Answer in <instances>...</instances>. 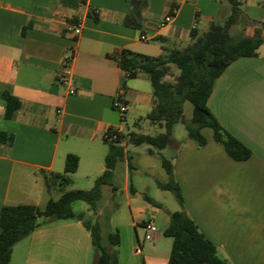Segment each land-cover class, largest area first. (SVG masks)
I'll use <instances>...</instances> for the list:
<instances>
[{
	"label": "crops",
	"instance_id": "1",
	"mask_svg": "<svg viewBox=\"0 0 264 264\" xmlns=\"http://www.w3.org/2000/svg\"><path fill=\"white\" fill-rule=\"evenodd\" d=\"M145 1L136 27L124 22L131 9L129 0H85L77 8L60 0H0V132L12 136L10 142L0 141V207L43 206L65 190L90 188L105 169L107 129H120L124 143L117 122L121 114L113 99L120 96L126 110L143 116L150 110L153 95L148 77L139 72L124 78L112 55L126 49L158 56L163 46L185 47L192 40V29L202 33L231 12L226 0ZM238 1L236 24L244 34L260 35L263 30L257 23L264 21V0ZM172 5L175 11L165 21ZM76 17L81 18L77 36L72 32ZM263 45L264 41L256 55L231 61L215 79L206 102L219 124L250 155L231 158L209 127L200 129L202 135L204 128L210 129L202 146L188 136L170 143L168 159L183 198L177 209L196 222L219 257L231 264H264ZM70 47L75 50L71 94L58 79L60 60ZM4 93L19 101L11 118L4 116ZM68 153L78 157V165L71 181L62 186L52 174L63 171ZM127 154L125 164L116 162L113 177L114 189L123 192L128 205V220L124 230L116 227L119 242L109 248L116 249L118 264H167L171 238L163 231L169 213L176 209L149 203L142 189L128 183ZM77 177L87 187L77 185ZM53 190L56 197L51 196ZM148 220L157 231L152 240L143 241ZM96 255L90 232L80 220L57 219L41 222L17 241L8 264H93Z\"/></svg>",
	"mask_w": 264,
	"mask_h": 264
},
{
	"label": "trees",
	"instance_id": "2",
	"mask_svg": "<svg viewBox=\"0 0 264 264\" xmlns=\"http://www.w3.org/2000/svg\"><path fill=\"white\" fill-rule=\"evenodd\" d=\"M131 9L124 16V22L136 27L139 26L140 11L145 7V0H129ZM231 12L222 23L211 22L206 31L197 33L190 31L191 42L185 47H165L158 56L137 54L126 49L112 55L117 65L124 74V78L136 73H144L152 87L153 105L144 115L152 123L164 127V132L150 135L130 132L128 140L133 144L145 143L148 150L163 148L172 142L171 129L174 122L180 120L184 123L186 135L199 146L205 144L201 134L202 127L212 130L213 139L219 142L225 152L235 160H243L250 155V150L231 134H229L217 121L207 107V98L211 93L213 83L222 70L239 56L256 55L257 47L264 41L258 34L233 35L230 29L238 22V0H226ZM61 4L77 8L85 0H60ZM172 5L170 10L174 8ZM169 10V11H170ZM261 26L264 28V21ZM172 67L177 69L174 79L165 80L171 74ZM6 101L4 116L11 118L19 108V101L14 96L4 93ZM188 100L192 104V115L186 120L182 114V103ZM126 103L125 100H122ZM122 118V114H121ZM114 130L107 129L103 140L108 145L104 157L105 169L98 175L93 185L88 189H68L56 199H48L43 206L20 203L3 205L0 207V264H8L11 258L13 245L29 235L41 222L57 219L80 220L89 230L91 241L96 251L93 264H118L117 251L100 243L99 227L97 222L85 218L83 212L74 211L72 202L85 200L89 208L94 211L95 201L100 195L103 184H111L113 168L116 162L124 156L121 134L115 140L108 135ZM11 135L0 132V141L10 142ZM168 180L157 182L158 186L170 190L177 203L183 204L182 194L177 181L173 176V164L170 159L161 157ZM78 165V157L68 153L65 156L62 172L52 174V179L57 180L62 186L71 181L70 174ZM145 200L154 205H159L148 195ZM164 235L171 238V248L167 264H231L219 257L217 248L198 228L196 222L181 208L169 213V221L163 231ZM109 242L115 246L119 242V233L116 230L109 233Z\"/></svg>",
	"mask_w": 264,
	"mask_h": 264
},
{
	"label": "rangeland",
	"instance_id": "3",
	"mask_svg": "<svg viewBox=\"0 0 264 264\" xmlns=\"http://www.w3.org/2000/svg\"><path fill=\"white\" fill-rule=\"evenodd\" d=\"M257 25L259 26V30H263L262 33L260 31L258 33L264 38V28L260 23H257ZM238 26L239 25L236 24L235 28L233 26L231 27L230 32L233 35L244 34L243 29ZM177 72V69L172 67L171 74L166 75L164 79L169 81L173 80ZM114 113L117 114V111H114ZM182 114L186 120L192 115V104L188 100H184L182 103ZM117 122L121 125L123 133V157H125L126 152L128 153V183L133 184L138 189H142L145 195L153 197L159 202V205H162L164 208L168 210L177 209L178 205L173 193L168 189L160 188L157 184V182H166L168 180V175L161 164V157H170V144L163 148H153V151L150 152L148 150L149 145L145 143L133 144L128 140L130 132L155 135L164 132V127L157 123L150 122L143 114L131 109L126 110L122 114V118L117 119ZM208 132H210V129L204 128L203 136L205 138ZM170 136L172 141L177 142H180L187 136L182 121L178 120L173 123ZM122 158L119 160H122V164H125V158ZM85 166L86 164L81 165L78 175H80ZM122 178V173L119 172L116 177L119 186L122 185ZM114 180L115 176L113 177L112 175L111 184L101 185L100 195L95 201L94 211L89 208L85 200L79 199L72 202L74 211H81L89 221L97 222L100 243L108 248L111 246L108 237L109 233L116 230V227L124 230V224L128 220V205L125 202L123 192L120 189H114ZM80 181H82V179L77 177L75 183L80 185V187H87ZM55 195L56 191L53 190L51 196L56 197Z\"/></svg>",
	"mask_w": 264,
	"mask_h": 264
},
{
	"label": "built area",
	"instance_id": "4",
	"mask_svg": "<svg viewBox=\"0 0 264 264\" xmlns=\"http://www.w3.org/2000/svg\"><path fill=\"white\" fill-rule=\"evenodd\" d=\"M175 11V8H172L169 12H167L163 19L165 21L169 20L171 16L173 15ZM80 25H81V18L76 17V22L74 23L72 27L73 35L77 36L80 32ZM141 38H144V36H141ZM75 57V50L73 47H70L67 49V51L64 53L60 60L59 64V72H58V79L59 81L67 86L68 93H74V89L72 86V63ZM113 107L118 110L120 114H123L127 106L125 103H123L120 96H116L113 99ZM120 132V129L114 128V130L108 135V137L112 140L116 139L117 134ZM157 231L156 225L152 221H147L144 224V234H143V241H149L152 240L155 236V233ZM136 251H140V243L137 245Z\"/></svg>",
	"mask_w": 264,
	"mask_h": 264
}]
</instances>
